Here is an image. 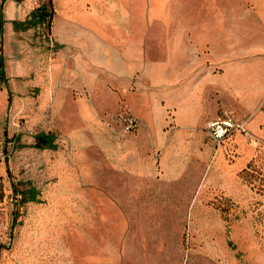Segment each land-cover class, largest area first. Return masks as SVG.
<instances>
[{"label": "rangeland", "instance_id": "rangeland-1", "mask_svg": "<svg viewBox=\"0 0 264 264\" xmlns=\"http://www.w3.org/2000/svg\"><path fill=\"white\" fill-rule=\"evenodd\" d=\"M176 11L188 18L171 19ZM149 13L154 63L162 44L205 46L214 70L229 61L234 72L252 45L264 53V0H149ZM11 113L8 100L0 264H264V143L235 173L210 158L174 180L133 179L110 168L96 134L84 145L50 126L57 148L41 149L33 136L44 122L10 125Z\"/></svg>", "mask_w": 264, "mask_h": 264}, {"label": "crops", "instance_id": "crops-1", "mask_svg": "<svg viewBox=\"0 0 264 264\" xmlns=\"http://www.w3.org/2000/svg\"><path fill=\"white\" fill-rule=\"evenodd\" d=\"M149 19V0H0V113L11 100L10 125L44 122L37 133L55 125L84 145L92 132L110 168L133 179L174 180L210 158L239 171L264 143V53L252 45L234 72L229 61L214 70L205 46L162 44L154 63ZM122 109L135 129L109 120ZM224 115L248 133L216 146L206 127Z\"/></svg>", "mask_w": 264, "mask_h": 264}, {"label": "built area", "instance_id": "built-area-1", "mask_svg": "<svg viewBox=\"0 0 264 264\" xmlns=\"http://www.w3.org/2000/svg\"><path fill=\"white\" fill-rule=\"evenodd\" d=\"M44 0H34L36 6ZM109 120L122 131L135 129L140 120L129 109H122L112 115ZM206 130L216 146H219L228 136L234 132L247 134L246 121L238 120L230 116H219L207 124Z\"/></svg>", "mask_w": 264, "mask_h": 264}, {"label": "trees", "instance_id": "trees-1", "mask_svg": "<svg viewBox=\"0 0 264 264\" xmlns=\"http://www.w3.org/2000/svg\"><path fill=\"white\" fill-rule=\"evenodd\" d=\"M44 10V8H42ZM36 138V146L43 149V148H51L55 149L57 144L55 143L56 136L53 133H37L35 135ZM37 190L34 187H31L27 190L29 194V199L35 200V193ZM24 201V200H22Z\"/></svg>", "mask_w": 264, "mask_h": 264}]
</instances>
